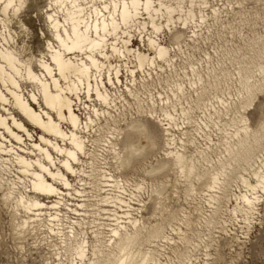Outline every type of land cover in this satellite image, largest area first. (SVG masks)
<instances>
[{"label":"bare ground","instance_id":"obj_1","mask_svg":"<svg viewBox=\"0 0 264 264\" xmlns=\"http://www.w3.org/2000/svg\"><path fill=\"white\" fill-rule=\"evenodd\" d=\"M25 1L0 0L2 28L0 30V192L2 201L9 205L12 214L18 218L16 226L19 232L23 234L29 230L45 229L46 237L53 241L51 246L54 249V264H175L172 260L169 261L170 258L168 260L159 258L161 255L159 249L164 247L160 241L168 245L174 242L173 237L165 233L158 222L143 223L138 218L140 215L138 217L136 215L140 206H143V201L133 192L139 185H136L132 191H126L127 189L124 188V184H127L124 183L126 180L122 181L121 178L106 171L105 167L95 164L92 145L97 138L90 135V130L93 127L94 130H99L104 126L108 128L111 126L110 128H116L124 134L121 147L124 154L120 157L118 148H115L117 143L110 138L106 140L108 151L112 154L111 158L114 162H118L119 166L127 165L135 157L143 155L148 147L150 149L155 146L153 138L139 118L117 119L112 114V111L116 113L119 108L117 102L120 100L117 101V99L123 97L121 100L124 102L125 94L119 93L118 96L112 97L116 92H111L110 89L116 88L118 91L117 86L122 84L119 78L122 73L121 66L129 75V81L133 82L135 72L143 73L145 66L151 68L154 62H159L156 50L149 46L148 41L156 40L160 46L167 48L160 41L159 34L164 27L170 31L175 21H180L179 27L184 28L186 25L184 22L196 16L192 8L193 0H189L188 6L182 5L184 0H148L152 5L151 13L144 11L143 7L133 8L134 0H47L41 13L49 37L46 38L45 33L40 32L41 37L45 39L43 48L36 56L32 53L27 56L22 54L26 48L23 43L18 44L12 34L15 32H12L10 28L11 18L18 17ZM135 2L142 4L143 0H135ZM161 4L164 5L163 8L160 7ZM206 4V0H200L196 5L205 7ZM210 11L212 15H216L217 8L212 6ZM49 16L52 17L51 21L48 20ZM197 18L205 19L200 10H198ZM17 22L20 28L26 29L19 19ZM153 25L160 31L155 32ZM132 29L136 30L137 40L141 46H145V50L133 46ZM183 34L181 31H176L172 36L173 40L178 41ZM98 36L104 38V46L92 55L102 66L99 73L94 67H90L88 73L81 78L78 75L79 68L66 67L63 74L55 69L54 59L58 55L57 50L61 46V40L71 44L74 41H82L84 37L95 40ZM49 45L52 46L51 49ZM113 47L117 49L115 53L112 52ZM130 53L134 59L132 67L125 65V62L121 63L120 59L124 60L125 55ZM67 56L68 54L65 53V58ZM145 56L148 57L146 61L143 59ZM153 57L156 58L153 59ZM259 58H264V51L260 53ZM79 59L80 53L77 52L74 60ZM263 60L253 63V68L258 70V73L263 72ZM41 61L52 68L53 72L45 73L41 68ZM162 61L166 64L171 63L169 57ZM89 64L91 61L86 60L85 67ZM244 70L246 73L243 79L249 85L245 101L239 107L232 108L227 104L224 105V100L217 95L215 98L224 105V111L211 106L212 110L205 116L214 122L222 116H229L227 114L230 111L233 113V116L222 121L223 125L218 126H223L222 129L220 128L223 133L220 145L222 144L229 158L242 153V160L246 165L238 173L237 180L240 186H237V192L230 191L228 188L226 165L229 162L227 159L219 160L217 166L212 164L202 166L208 163L206 153L197 149L193 150L195 152H191L192 149L187 150L194 139L185 138L183 141V139L175 138L173 130L178 126L173 124V119H168L172 117L170 110L161 109L162 117L157 120L165 132L164 159L149 164L145 168L146 173H157L170 166L179 172L183 180L189 177H195L196 180L202 179L203 186L198 193L205 196L207 206L210 208L206 215L202 213L203 226L208 228L221 223L219 230L224 232H227L223 228L225 220L222 219L221 222L217 220L221 207L232 218H238L243 227L248 229L254 215L258 213L259 197L262 195L253 193L252 186L257 184V176L264 173V154L254 155L253 158L252 151L250 152L252 143L257 141L258 131L248 126L247 117L243 111L250 105L251 100L253 101L254 95L264 89V77L261 81L257 79L249 83L251 69L244 67ZM109 80L112 82L110 83ZM77 88L80 89L79 96H77ZM124 88L128 94L133 96L136 94L130 87L124 85ZM96 91H99L101 95L107 94L110 104L105 105L97 101ZM182 94L180 83H176V88L171 92L173 99L166 98L170 100L169 105L173 112H175L174 102L179 101ZM33 96L37 98L36 101L32 100ZM61 98L65 101L70 100L72 115L78 121L76 129L72 128V120L68 117V105L61 107ZM198 98L197 96L196 99ZM151 99L150 97L149 100ZM86 101L90 103H85ZM151 104L148 110L150 113L154 111V103L151 102ZM79 105L84 109L83 117L78 113ZM93 107L103 115L98 116L93 113L91 111ZM179 111L188 119V109L179 106ZM57 112L63 118H58ZM88 119L92 122L88 124L87 129L80 128L79 125H83ZM202 123L205 125L204 121ZM226 126L231 130L227 131ZM259 127L264 130V119L259 123ZM73 135L76 137L75 140ZM132 136L135 137L132 139ZM140 138L144 140V143L139 141ZM69 152H72L76 158L70 157ZM65 162L68 163L67 168ZM83 163L87 165V170L81 167ZM69 168L72 171H69ZM82 174L87 177V183L95 186L97 193L94 196L97 197L96 209L98 210L96 214L103 215L100 217L103 219L101 221L92 219L88 231L82 228L81 222L76 218L73 219L61 211V206L66 205L64 196L74 194L79 197L77 201L85 200L84 189L74 187L72 179L69 178L76 177L78 181H82L81 184H84ZM54 175L55 180H53ZM60 177L69 183V188L64 187ZM188 180L190 181V178ZM47 185H52L60 194L47 191ZM184 188L185 196L196 194L191 182ZM164 189L165 185L162 183L155 191L156 196L159 197ZM246 193L249 199L252 195H257L252 207L245 203ZM37 204L41 207H36ZM74 205L85 207L83 202H76ZM161 207L163 203L157 201V206L153 207V214L156 208ZM69 209L76 212L75 208L68 207ZM193 209L200 211L198 206H193ZM189 215V211L183 212L180 218L171 215V219H178L182 226L191 229V224L195 222L190 220ZM245 219L249 221L247 224L244 222ZM172 231L184 233L178 226L173 227ZM230 238L238 239L235 235ZM232 239L225 243L230 244ZM182 240L195 249L201 239L198 238V241L194 242L184 236ZM168 247L174 252L171 246ZM203 247L204 255L209 257L210 253L206 252L208 244L203 242ZM192 249L185 247L179 252L182 260H179L178 264H191ZM45 264H49L48 261Z\"/></svg>","mask_w":264,"mask_h":264},{"label":"rangeland","instance_id":"obj_2","mask_svg":"<svg viewBox=\"0 0 264 264\" xmlns=\"http://www.w3.org/2000/svg\"><path fill=\"white\" fill-rule=\"evenodd\" d=\"M206 1L205 7H199L196 4L200 0H193L194 6L192 8L196 16L192 20H188L184 28L179 27L180 21H175L174 26L170 27V31L164 27L161 34H159L160 41L169 50L170 64L158 60L159 62H154L151 68L145 66L143 73L135 72L133 82L129 81V75L121 66L122 73L119 78L122 84L117 86L118 91L116 88L115 90L110 89L111 92H116L112 97L118 96L119 93L125 94L124 102L121 97L117 99V101L120 100V102H117L119 108L116 113L112 111V114L117 119L121 117L126 119L139 118L145 124L155 142V146L150 149L148 147L143 155L135 157L127 165L122 164V166H119L118 162H114V159L111 158L112 154L108 151L106 140L110 138L117 143L115 148H118L117 151L120 157L124 154L121 150L124 134L116 128H110L111 126L109 128L104 126L99 130H94L93 127L90 130V135L97 138V141L92 145L94 161L97 166L105 167V170L113 176L121 178L122 181L126 180L124 183L127 184L123 183L124 188L127 189L126 191H132L136 185H139L138 188L142 186L143 190L138 191L135 189L133 191L138 196L137 198L143 201V206H140V210L136 213L137 217L140 215L138 218L143 223L158 222L162 225L163 231L173 237L174 240L173 243L168 245L160 241V244L164 246L159 249L162 255L159 257L161 260L170 258L169 261L172 260V262L178 264L179 260H182L179 252L185 247L192 249L182 240V237L185 236L194 242H197L198 238L206 242L208 244L206 252L211 255L209 257L204 255L205 249L203 242L200 240L199 245L190 252L191 264H209V262L210 264H264V199L260 198L258 213L256 216L254 215L248 229L243 227L238 218H232L221 207L217 220H225L223 224L225 226H222L227 232H224L219 230L221 223L215 224L214 227L207 228L203 226L202 216L206 215L210 208L207 206L205 196L198 193L203 186L202 179L196 180L195 177H189L190 181L189 178L183 180L179 172L170 166L157 173H146L145 171L149 164L164 159L165 132L157 120L162 117L161 109H166L170 110L174 118L173 124L178 126L173 130L175 138L183 139V141L185 138L194 139L192 144L188 145L187 150L192 149V151H189L195 152V149H197L206 153L208 163L202 162L204 163L202 166L205 164V166H209V164L217 166L219 160L227 159L229 162L226 165L228 188L230 191H236L237 186H240L237 176L241 172V168L246 166L242 160V153L229 158L222 144L220 145L223 136L220 128L222 129L223 126H218L223 125L222 123L229 116H233V113L230 111L227 114L229 116H222L214 122L205 116L208 111L212 110L211 106L224 111L223 108L226 104L235 108L245 101L248 96L247 89L249 85L243 79V75L246 73L244 67H250L251 69L249 83L257 79L261 81V78L264 77V69L262 73H258V70L253 68V63L264 59L259 58L260 53L264 51V0ZM46 2L47 0L25 1L17 18L24 24L26 29L19 27L17 18H11L10 28L13 30L12 32H15L12 34L18 44H24L26 49L22 54L25 56L29 53L36 56L43 48L45 38L41 37V31L46 34L43 33L46 38L49 37L41 13ZM182 5L188 6L189 0H184ZM212 6L217 8L216 15L211 14L210 8ZM198 10L203 13L205 19L199 20L197 18ZM0 30H2L1 26ZM176 31L184 33L178 41H174L172 37ZM193 32H195V35H193ZM131 33L133 46L145 50V46H141L139 40H137L136 30L132 29ZM120 59L121 63L125 62V65L129 67L134 65L131 53L125 55L124 60ZM143 78L145 79L142 80ZM176 83H180L183 94L179 101L174 102L175 112H173L169 105L170 100L166 98L173 99L171 92L176 88ZM190 83H192L191 86ZM124 85L130 87L136 94L134 96L128 94ZM217 95L224 100V105L215 98ZM197 96L198 99H196ZM150 97L151 100H149ZM252 99L253 101L251 100L250 105L243 111V114L247 117L248 126L258 131L257 141L252 143L250 148L254 158V155L261 156V154H264V130L259 127V123L264 119V89L257 92ZM151 102L154 103L152 113L148 112L149 107L152 105ZM85 103L90 102L86 101ZM79 106L78 113L83 117L84 113L82 112H84V109L81 105ZM179 106L188 109V119L180 113ZM202 121L205 122V125ZM226 130L229 131L231 128L226 126ZM183 131L188 136L184 135ZM139 141L144 143L143 139ZM101 158H104V160H101ZM197 166L200 165L197 164ZM81 167L87 170L86 164L83 163ZM81 177L85 182L84 184H81L82 181H78L76 177L70 176L69 178L72 179L71 182L74 187L84 189L85 195L83 198L85 200L77 201L79 197L74 194L64 196L66 205L61 206V211L73 219L76 218L81 222L82 228L88 231L92 219L101 221L103 219H100V217L103 215L96 214L98 210L96 209L97 197L94 196L97 193L95 186L87 183L88 179L83 174ZM190 182L195 187L196 194L185 196L183 189ZM162 183L165 185V189L157 197L155 191ZM157 201L163 203V207L156 208L154 216L153 207L157 206ZM76 202H83L85 207L75 206L74 203ZM193 206L200 207V211L194 210ZM68 207L75 208L78 214L70 211V209L68 210ZM188 211L190 220L195 222L191 224V229L182 226L178 219H171V215L180 218L183 212L187 213ZM17 222V216L13 215L9 205L2 201L0 192V264H45L46 261L49 264H54V249L51 246L53 241H50L51 239L48 236L46 237L45 229L29 230L21 234L16 226ZM175 226L181 227L184 233L173 232L172 228ZM194 227H196V230H194ZM228 232L230 233L227 234ZM232 235H235L238 239L230 238ZM231 239L230 244L233 247L225 243ZM168 246H171L174 252Z\"/></svg>","mask_w":264,"mask_h":264},{"label":"snow or ice","instance_id":"obj_3","mask_svg":"<svg viewBox=\"0 0 264 264\" xmlns=\"http://www.w3.org/2000/svg\"><path fill=\"white\" fill-rule=\"evenodd\" d=\"M132 7L135 9H139L140 7H143L144 11L151 13L152 11V5L148 2V0H143V3H136L135 0L132 4ZM161 8L164 7L163 4L160 5ZM48 20L51 21L52 17L49 16ZM125 23H127V21H125ZM185 24L187 23L186 21L184 22ZM115 27V25H114ZM153 30L155 32H159L160 29L156 28L155 25H153ZM73 32L75 33V28L73 29ZM65 35H67V33H65ZM193 35H195V32H193ZM57 39L60 40V37L57 36ZM149 46L154 48L157 52V55L159 57L160 60H165L168 57V53L169 50L165 47L160 46L156 40H149L148 41ZM104 46V38L102 37H97L95 40H90L87 37H84L82 41H74L71 44H68L66 42H64L63 40H61V46L60 48L57 50L58 51V55L55 57L54 59V63H55V69L57 71H60L61 74L64 73V70L66 67L68 68H79V73L78 75L82 78L84 74L88 73V70L90 67H94L96 69V71L99 73L101 70V65L97 63L96 59L93 57L92 53H94L96 50L98 49H102ZM50 49H51V45H49ZM117 51V49L115 47L112 48V52L115 53ZM80 53V59L79 60H74V55L75 53ZM65 53L68 54L67 58H65ZM156 57H153V59H155ZM145 61L148 59L147 56H145L143 58ZM86 60L87 61H91V64H89L87 67H85L86 64ZM41 68L44 70L45 73H52L53 69L49 68V66L45 63H43V61H41ZM31 75V73H29ZM117 75H119V73H117ZM109 82L111 83L112 81L109 80ZM53 83H55V81H53ZM77 96H79V92L80 89L77 88ZM91 93V91L89 92ZM95 99L97 101L102 102L105 105H109L110 104V100L107 94L101 95V93L99 91H96L95 93ZM121 99H123V97H121ZM33 101H36L37 98L35 96H33L32 98ZM70 100L65 101L64 98H61V107H63L65 104L68 105V117L71 118L72 120V128L76 129L78 126V121L76 119V117H74L72 115V109L70 107ZM163 102V101H162ZM46 103H47V97H46ZM91 111L93 113H96V115H103L102 112L97 111V108L93 107L91 109ZM58 118H63L60 117L59 112H57ZM168 119H174L173 117H168ZM92 121L91 120H86L85 123L83 125H79L80 128L83 129H87L88 124H90ZM19 127V125H17ZM160 134H161V130H160ZM43 139V137H41ZM76 137L75 135H73V140H75ZM47 143V141H46ZM68 155L70 157H72L73 159H75V155L72 152H69ZM65 167H68V163L65 162ZM69 171H72L71 168L68 169ZM56 179V176H53V180ZM61 180H63V177H60ZM64 183V187L65 188H69L70 185L66 180H63ZM246 186H247V182H246ZM38 190H43V189H38ZM46 190L49 192H54L57 195H59L60 193L58 192V190L54 187H52V185H47L46 186ZM138 191L143 190L142 186L140 188L137 189ZM252 192L253 193H259V194H264V173L260 174L257 176V184L252 186ZM261 199H264V195H260ZM257 199V195H252L251 199H249L248 194H245L244 200L245 203H247L249 205V207H252V205L254 204V202ZM36 207H41V205L37 204ZM245 224H247L249 221L247 219H245ZM115 235V233H114ZM210 264V262H209Z\"/></svg>","mask_w":264,"mask_h":264}]
</instances>
